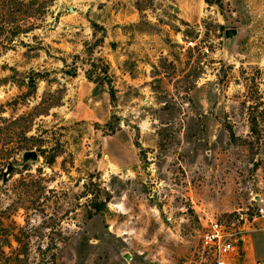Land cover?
<instances>
[{"label":"rangeland","instance_id":"1","mask_svg":"<svg viewBox=\"0 0 264 264\" xmlns=\"http://www.w3.org/2000/svg\"><path fill=\"white\" fill-rule=\"evenodd\" d=\"M36 2L0 49V264L10 246L19 264H213L208 217L264 240L249 217L264 122L249 132L245 98L264 69V0Z\"/></svg>","mask_w":264,"mask_h":264},{"label":"trees","instance_id":"2","mask_svg":"<svg viewBox=\"0 0 264 264\" xmlns=\"http://www.w3.org/2000/svg\"><path fill=\"white\" fill-rule=\"evenodd\" d=\"M36 1L37 0H0V49L10 47L15 39L13 36L16 35V33L26 32L32 28L34 22L29 20L28 17L34 16L35 14L28 13L31 11L37 12L42 8V5ZM23 7L24 9L22 10ZM18 14H21V18H18ZM86 76L89 79L88 73ZM247 78L250 83L254 84V88L247 87L245 95V98L249 101L247 107L248 129L250 133L257 134L260 129H262L260 128L261 124L259 121L264 122V69L257 68L255 74H250ZM256 78H258V80H256ZM259 82L262 83V90L258 89ZM108 91L110 92V97H112L111 86H109ZM260 105L261 107L259 108ZM105 199L106 198L96 200V197L93 196L90 200V203L94 207L93 212L101 208ZM90 215L91 212L88 211L87 216ZM1 228L2 226H0V230ZM25 251L26 250L20 248V246L17 248L10 246V254L13 253L11 258L14 259L15 262H8L7 264H19L20 258H18V255L20 253H25ZM4 254L3 246L0 244V258H3L1 256ZM52 255L53 253H51V256ZM5 257H7V255ZM41 259L39 264H45L43 262L44 258Z\"/></svg>","mask_w":264,"mask_h":264},{"label":"built area","instance_id":"3","mask_svg":"<svg viewBox=\"0 0 264 264\" xmlns=\"http://www.w3.org/2000/svg\"><path fill=\"white\" fill-rule=\"evenodd\" d=\"M186 46H196L200 51H207L199 40H188ZM250 219H264V205L257 204L250 214ZM237 220H229L228 223L220 221L216 217H208L200 236V246L205 253L211 256L213 264H239L235 244L242 241L243 226L236 224ZM264 227V226H263ZM255 264H264V259L256 260Z\"/></svg>","mask_w":264,"mask_h":264},{"label":"crops","instance_id":"4","mask_svg":"<svg viewBox=\"0 0 264 264\" xmlns=\"http://www.w3.org/2000/svg\"><path fill=\"white\" fill-rule=\"evenodd\" d=\"M245 236H242L241 245L238 247V250L241 252V262L246 257L247 260L251 258H256V260L264 259V240L258 236L245 239Z\"/></svg>","mask_w":264,"mask_h":264},{"label":"water","instance_id":"5","mask_svg":"<svg viewBox=\"0 0 264 264\" xmlns=\"http://www.w3.org/2000/svg\"><path fill=\"white\" fill-rule=\"evenodd\" d=\"M234 31L235 30L233 28H227V29H225V31H224L225 36H229L230 34H233ZM36 156H37V153H36L35 150H27V151L23 152V154H22V158L23 159H34V158H36ZM10 169H11V165L8 164V165H6L4 172L6 173Z\"/></svg>","mask_w":264,"mask_h":264}]
</instances>
